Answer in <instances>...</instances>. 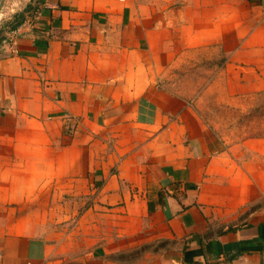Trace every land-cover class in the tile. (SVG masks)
I'll return each instance as SVG.
<instances>
[{"label": "crops", "instance_id": "1", "mask_svg": "<svg viewBox=\"0 0 264 264\" xmlns=\"http://www.w3.org/2000/svg\"><path fill=\"white\" fill-rule=\"evenodd\" d=\"M9 21L0 264L99 263L79 225L63 241L95 193L96 206L142 217L151 240L175 243L153 264H264V138L214 136L159 86L175 40L224 43L227 72L258 78L264 0H33Z\"/></svg>", "mask_w": 264, "mask_h": 264}, {"label": "rangeland", "instance_id": "2", "mask_svg": "<svg viewBox=\"0 0 264 264\" xmlns=\"http://www.w3.org/2000/svg\"><path fill=\"white\" fill-rule=\"evenodd\" d=\"M31 2L33 0H0V32ZM222 45L224 43L208 44L187 50L180 40H175L173 48L177 56L161 74L160 89L187 101L214 136L231 144L248 138L263 139L264 88L251 89L249 84L259 81L264 85V60L258 78L243 73L246 75L235 79L227 72ZM101 187L96 186L95 192ZM96 197L97 193L93 197H81L79 216L63 225L67 227L64 242L71 243L72 227L79 225L80 244L89 243L101 253L97 264H108V261L111 264H153L176 253L175 243L150 239L142 222L144 218L109 212L95 205ZM89 209L93 214L84 216Z\"/></svg>", "mask_w": 264, "mask_h": 264}, {"label": "built area", "instance_id": "3", "mask_svg": "<svg viewBox=\"0 0 264 264\" xmlns=\"http://www.w3.org/2000/svg\"><path fill=\"white\" fill-rule=\"evenodd\" d=\"M12 54H16V50H12Z\"/></svg>", "mask_w": 264, "mask_h": 264}, {"label": "trees", "instance_id": "4", "mask_svg": "<svg viewBox=\"0 0 264 264\" xmlns=\"http://www.w3.org/2000/svg\"><path fill=\"white\" fill-rule=\"evenodd\" d=\"M2 41H3V38L0 39V44L2 43Z\"/></svg>", "mask_w": 264, "mask_h": 264}]
</instances>
